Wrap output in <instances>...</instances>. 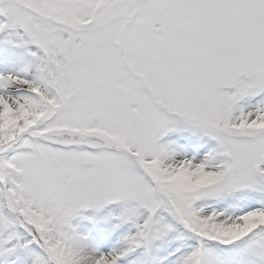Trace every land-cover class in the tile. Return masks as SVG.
Listing matches in <instances>:
<instances>
[{
  "label": "snow or ice",
  "instance_id": "1",
  "mask_svg": "<svg viewBox=\"0 0 264 264\" xmlns=\"http://www.w3.org/2000/svg\"><path fill=\"white\" fill-rule=\"evenodd\" d=\"M0 264H264V0H0Z\"/></svg>",
  "mask_w": 264,
  "mask_h": 264
}]
</instances>
